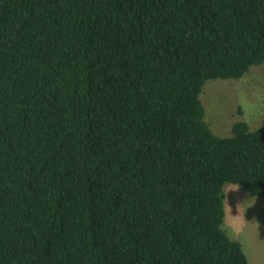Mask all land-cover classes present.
<instances>
[{
	"label": "trees",
	"instance_id": "trees-1",
	"mask_svg": "<svg viewBox=\"0 0 264 264\" xmlns=\"http://www.w3.org/2000/svg\"><path fill=\"white\" fill-rule=\"evenodd\" d=\"M262 64L264 0H0V264H249L264 125L200 94Z\"/></svg>",
	"mask_w": 264,
	"mask_h": 264
},
{
	"label": "rangeland",
	"instance_id": "rangeland-1",
	"mask_svg": "<svg viewBox=\"0 0 264 264\" xmlns=\"http://www.w3.org/2000/svg\"><path fill=\"white\" fill-rule=\"evenodd\" d=\"M200 99L205 119L217 135H229L238 120L257 129L264 125V64L252 67L240 79L207 81ZM224 210L222 228L240 242L249 264H264V198L249 195L239 185L226 184Z\"/></svg>",
	"mask_w": 264,
	"mask_h": 264
}]
</instances>
